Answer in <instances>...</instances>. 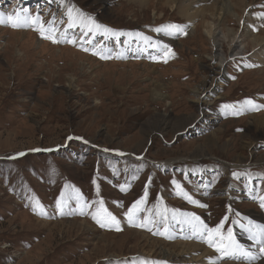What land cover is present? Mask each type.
<instances>
[{"label":"rangeland","instance_id":"obj_1","mask_svg":"<svg viewBox=\"0 0 264 264\" xmlns=\"http://www.w3.org/2000/svg\"><path fill=\"white\" fill-rule=\"evenodd\" d=\"M187 1L0 0L5 14L27 10L46 23L55 14L61 31L68 3L123 33L105 39L98 31L91 44L74 45L42 38L36 25L0 24V264L264 263L245 230L264 227V59L237 38L234 52L229 45L248 13L262 21L249 35L264 38V1L229 0L244 2L246 15L233 11L225 20L211 9L213 0ZM169 24L183 33L156 31ZM172 180L198 204L176 195ZM146 185L147 200L129 223L126 213ZM62 194L63 215L56 208ZM101 200L119 230L93 220L94 213L105 217ZM182 214L210 227L228 215L224 234L232 227L258 258L221 259ZM146 220L154 222L136 226ZM168 228L173 235H165ZM190 243L219 258L206 250L182 253Z\"/></svg>","mask_w":264,"mask_h":264},{"label":"snow or ice","instance_id":"obj_2","mask_svg":"<svg viewBox=\"0 0 264 264\" xmlns=\"http://www.w3.org/2000/svg\"><path fill=\"white\" fill-rule=\"evenodd\" d=\"M67 21L65 24V20L63 18L60 19V24H65V27L63 28V31L60 30V28L57 25V17L55 14H53V17L51 20H49L47 23L43 21L41 18V15L37 13L35 16H33L31 13H29L27 10H17L14 14H5L3 12H0V24H10L12 27H28L30 25H39L35 30L39 32L42 38L48 39L52 41L53 43H61V42H67L71 44H76L79 41L86 42L91 44L93 39L95 38L98 31H102L103 34H105V39L109 38V36L116 37L118 39L119 35H123V33H117L115 30L108 28L107 26L101 25L99 23H96L93 17L90 15H87L83 13L82 11L74 8V7H67L66 13ZM264 16V13L261 14ZM77 29H79V37L77 38L76 32ZM156 31H164L170 36H175L176 34H182L183 33V26L177 25V24H169L161 26L160 28H157ZM91 36L92 39H86L87 37ZM164 55L168 56L172 53L171 48L164 44L161 46V50H165ZM84 51H89L88 48H84ZM92 53L94 55L99 56L101 59H109L111 58L110 52H105L104 50L97 51L95 49H92ZM117 58H121V56H117ZM155 58V57H153ZM165 62H167L165 60ZM247 105H252L253 101L247 100L244 102ZM225 107H231L230 105H226ZM236 114V113H234ZM68 141H71L73 139H79L83 140L82 137H68ZM84 143H88L87 141H83ZM32 151H40V149H33ZM46 151H52L51 149H48ZM103 151L108 152L109 149H103ZM26 153L21 152L17 153L16 156L10 157V159H17L18 157L25 156ZM233 175H237V173H233ZM149 180V184H150ZM171 183L175 185L176 188V195L183 197L186 199L189 203L192 204H198V201L194 200L191 195L187 191L184 190V188L181 186L179 181L172 180ZM146 190L144 192V196L141 200L135 202L131 208H129L126 215L129 217V223H132V217L134 216L133 209H136L137 212L140 211L138 209V205L141 203H144L147 200L148 192L147 187L145 186ZM124 190V187L121 186V191ZM79 199V197H77ZM255 199V198H254ZM101 209L105 213L104 219L98 218V214L94 213L92 215L93 220L101 228L106 226V222H111V224H114L116 226V229L119 230V221L116 219V217L109 212L106 208H103V201L100 202ZM205 206V205H200ZM259 207L261 209H264V196L259 197ZM56 208L60 211V214L63 215L64 213V202H63V194L61 195V198H58L56 200ZM231 210V209H230ZM46 214V213H41ZM80 214H85L83 210H80ZM159 215V213H158ZM185 216V219L183 220L184 224H187L193 233L204 237L206 234V242L208 243L209 247H212L215 249L217 253H221V259L223 258H232L236 259L239 257H244L247 260H256L258 257L256 254H253L251 252H248L244 249V247L238 243L234 236L233 228L228 227L226 235L224 234L225 224L229 221V216L225 215L221 221L214 227L208 226L204 221L200 219V217L195 215H187L182 214ZM164 221L167 220L166 216L162 217ZM173 219H175V216H173ZM154 222V221H145V223L137 224L138 227H146L147 223ZM177 223H180V221H177ZM232 223H237L236 221H232ZM255 227V230H254ZM151 230V229H149ZM249 233V239L253 240L255 243H257L259 247V254L261 256H264V227L259 226H249L245 229ZM163 235L164 233H158ZM142 264H167L166 261H142Z\"/></svg>","mask_w":264,"mask_h":264},{"label":"bare ground","instance_id":"obj_3","mask_svg":"<svg viewBox=\"0 0 264 264\" xmlns=\"http://www.w3.org/2000/svg\"><path fill=\"white\" fill-rule=\"evenodd\" d=\"M183 1V0H182ZM187 1V0H186ZM188 1H191V0H188ZM187 1V2H188ZM206 1L207 0H204V1H198V2H196V1H194V4L195 3H199V2H203V3H206ZM259 1H264V0H259ZM193 3V2H192ZM208 4H209V2H208ZM212 5H211V9L213 8V9H215V10H217V12L218 13H220V15L219 16H223V18L222 19H224V17L226 18L227 16H229L230 14H232L233 13V11L234 12H241V15L240 16H242L243 17V15L245 14V11H246V9H247V5L244 3V2H241V3H236L234 6L232 5V2H230L229 0H213V3H211ZM67 5H68V3H66L65 4V6H64V9L66 10L67 9ZM189 6V5H188ZM76 9H78V10H80L78 7H75ZM243 8V9H242ZM184 10V11H183ZM182 10V12H185V11H187V10H185V9H183ZM250 11V10H249ZM253 13H248V15L246 16V18H245V23H244V28L242 29V31H237L236 33H233L234 35L232 36L231 35V41L229 42L230 44V49L232 50V52H234V50L236 49V46H237V44H238V42L237 43H235V41H236V38L237 39H239V40H241V42L242 43H246L247 44V46H250L251 47V49L252 50H256L255 52H257L258 54L256 55L257 56V58H262V59H264V38H260V37H258V36H250L249 34V30H250V26H251V29H256L257 27H256V25H258V24H260L259 22H262V21H260V20H258V19H255V21H253L252 20V15ZM234 15V14H233ZM246 15V14H245ZM255 16V15H254ZM242 17H239V22H240V20H241V18ZM248 17V18H247ZM248 19V21H246ZM225 20V19H224ZM217 23V22H216ZM221 23V22H220ZM253 24V25H252ZM219 25V24H218ZM222 25V24H221ZM36 26H39V25H36ZM218 27V26H217ZM246 27V28H245ZM256 27V28H255ZM77 30H79V29H77ZM230 33V32H229ZM28 35H29V33H27ZM26 34V35H27ZM18 35V34H17ZM21 35V34H20ZM27 35V36H28ZM215 35V34H214ZM230 35V34H229ZM238 36V37H237ZM77 38H78V36H77ZM226 38H230V36H227ZM250 38H252V39H250ZM224 39V38H223ZM78 42H80L79 41V39H78ZM223 42V40L222 39H220L218 36H214L213 37V44H214V47H217V46H220V44ZM235 44V45H234ZM263 44V45H262ZM87 46V45H86ZM125 55L126 54H128V51H126L125 53H124ZM127 56V55H126ZM238 56V55H237ZM221 72V71H220ZM217 75H219L218 73H216V74H214V76H217ZM219 87H221L222 85H218ZM211 95H213V93L211 92ZM154 96L156 97V99H158V100H160V99H164V96H162V95H160V94H154ZM201 96V94H198V101H199V103L200 102H202V101H204V98H201L200 97ZM200 104H199V109H200ZM196 119L197 118H195L194 120H193V122H191L190 124H193L195 121H196ZM189 124V125H190ZM165 131V130H164ZM19 159V158H18ZM10 160H13V159H10ZM185 227V226H184ZM175 231L172 229V228H168L166 231H165V235H168V236H170V235H173L172 233H174ZM195 234V233H194ZM195 236H198L199 237V235H197V234H195ZM205 241H206V239H205ZM207 243V242H206ZM189 245V246H188ZM181 248H182V253H184L186 250H192V251H195V252H199V251H205L206 249L204 248V247H202V246H200V245H198V244H195V243H190V244H187V245H181ZM175 250V249H174ZM247 250L248 251H251V249H250V246H247ZM175 252H177V251H175ZM208 254V256H209V258L210 257H212V259H215L216 260V258H219L218 257V255L216 254V258H214L213 256L215 255H213V253L211 252V251H208V250H206V252L204 253V255L206 256ZM254 254H256V252L254 253ZM257 255V254H256ZM206 258V257H205ZM207 259V258H206ZM211 259V258H210ZM209 260V259H208ZM218 260V259H217ZM215 263V262H214ZM262 264H264V263H262Z\"/></svg>","mask_w":264,"mask_h":264}]
</instances>
